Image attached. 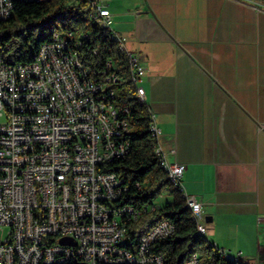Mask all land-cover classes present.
<instances>
[{
    "label": "built area",
    "instance_id": "2783aa9c",
    "mask_svg": "<svg viewBox=\"0 0 264 264\" xmlns=\"http://www.w3.org/2000/svg\"><path fill=\"white\" fill-rule=\"evenodd\" d=\"M47 1L0 0V22L17 2ZM90 7L123 52L137 100L144 103L143 55L125 49L105 6L90 1ZM79 47V40L69 44L55 33L31 62L11 64L3 59L8 45H0V264H165L150 247L173 235L167 220L142 236L134 251L124 245L125 224L154 206L121 203L125 180L100 169L128 154L129 107L114 101V76L99 79L98 71L79 62ZM112 65L107 61L105 72ZM149 113L153 152L204 235L201 201L183 186L184 165L167 160L174 149L162 150L161 130ZM64 238L69 243H60ZM184 264H200L199 258L193 254Z\"/></svg>",
    "mask_w": 264,
    "mask_h": 264
},
{
    "label": "crops",
    "instance_id": "0c3cea01",
    "mask_svg": "<svg viewBox=\"0 0 264 264\" xmlns=\"http://www.w3.org/2000/svg\"><path fill=\"white\" fill-rule=\"evenodd\" d=\"M90 1L144 57L143 101L201 201L204 238L239 263L264 264V2Z\"/></svg>",
    "mask_w": 264,
    "mask_h": 264
},
{
    "label": "trees",
    "instance_id": "16d2710c",
    "mask_svg": "<svg viewBox=\"0 0 264 264\" xmlns=\"http://www.w3.org/2000/svg\"><path fill=\"white\" fill-rule=\"evenodd\" d=\"M55 33L69 44L79 40V62L93 74L98 71L99 79H103L104 74L114 76V82L109 84V88L115 90L114 101L129 107L126 116L131 125L126 134L130 144L128 154L100 169L125 180L128 190L121 203L154 206V209L149 208L138 221L125 224V247L134 251L142 236L159 221L167 220L174 226L173 235L150 247L152 253L162 255L165 264H184L193 254L198 256L200 264H242L219 253L204 235L196 232L184 200L168 182L153 152L155 140L149 131L150 113L146 105L137 100L126 58L110 38L109 31L92 18L90 0L15 3L10 18L0 22V45H8L4 61L31 62L39 47L50 42ZM107 61L113 65L105 72ZM162 195L169 196L170 200L155 204L153 201Z\"/></svg>",
    "mask_w": 264,
    "mask_h": 264
},
{
    "label": "rangeland",
    "instance_id": "374dc122",
    "mask_svg": "<svg viewBox=\"0 0 264 264\" xmlns=\"http://www.w3.org/2000/svg\"><path fill=\"white\" fill-rule=\"evenodd\" d=\"M61 36L63 37V35H61ZM165 200L169 201L170 200V197L167 196V195L158 196L153 202L155 204H159V203H161V202H163Z\"/></svg>",
    "mask_w": 264,
    "mask_h": 264
},
{
    "label": "water",
    "instance_id": "95a60500",
    "mask_svg": "<svg viewBox=\"0 0 264 264\" xmlns=\"http://www.w3.org/2000/svg\"><path fill=\"white\" fill-rule=\"evenodd\" d=\"M251 1H262V2H264V0H251ZM60 243H62V244H67V243H69V241L67 240V239H61L60 240Z\"/></svg>",
    "mask_w": 264,
    "mask_h": 264
}]
</instances>
